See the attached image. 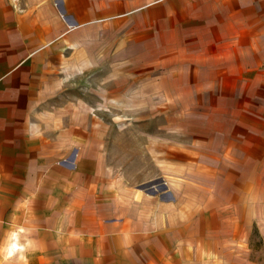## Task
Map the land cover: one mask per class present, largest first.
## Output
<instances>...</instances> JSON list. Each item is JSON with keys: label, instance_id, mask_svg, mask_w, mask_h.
Masks as SVG:
<instances>
[{"label": "crops", "instance_id": "crops-1", "mask_svg": "<svg viewBox=\"0 0 264 264\" xmlns=\"http://www.w3.org/2000/svg\"><path fill=\"white\" fill-rule=\"evenodd\" d=\"M253 21L264 24V0H0V264L237 262L253 222L264 227V160L250 153L264 130L174 144L170 122L162 133L120 131L93 118L76 89L106 70L119 99V70L136 69L119 68V54L155 65L162 53L130 52L126 26L163 33L175 66L187 55L220 66L235 54L236 28L251 38ZM165 71L134 81L143 100L172 101Z\"/></svg>", "mask_w": 264, "mask_h": 264}, {"label": "rangeland", "instance_id": "rangeland-1", "mask_svg": "<svg viewBox=\"0 0 264 264\" xmlns=\"http://www.w3.org/2000/svg\"><path fill=\"white\" fill-rule=\"evenodd\" d=\"M256 17L258 16L252 15L253 20ZM263 28L264 24L253 21L251 38H247L243 35H248V30L237 27L235 54L221 55L220 66H197L196 63L192 64V56L188 55L185 59L188 60L187 66H175L176 56L169 55L170 46L165 48V43H169L170 39L159 37L163 33L156 31L157 37L153 38L155 32L149 28L148 23H139L133 27L126 26L129 46L137 43L130 46V52L142 47L162 53L153 58L156 59L155 65L149 62L146 56L140 57L141 55L135 54V61H132V54H119V68L136 66L131 73L119 70V85L124 84L119 88V99L110 87L114 80L111 77L112 73L106 70H93L92 76H89L91 78H87L85 82L89 85V90H82L84 79L80 80L78 84L82 87L76 89L77 93L86 95V100L90 101L88 110L93 118L106 125L119 127L120 131L130 127H148L156 128L158 133H162L159 128L168 126L170 122L174 144L182 140L190 145L194 137L198 134L202 135V132L218 136L221 145L231 142L229 139L235 134H246V138L249 139L251 129L264 130V45L258 39L264 31ZM164 57H167L166 64L159 62V59ZM225 59H228L226 63ZM115 64L116 62H111L110 59L107 66H116ZM138 66H156V68L155 71L146 74V72L139 73ZM166 69L170 70L169 74L171 73L172 101H162L157 95L154 103L147 99L143 100L142 94L138 93L139 88L134 87V81L147 78L161 81L162 76L168 73ZM183 93H187V96H183ZM139 112L151 114L152 117L139 118L137 117ZM164 115L166 117H163ZM256 136L253 133V137ZM233 143L232 140L231 144ZM262 147L264 145L252 146L250 153L253 158L264 160ZM175 148L179 152V147ZM260 179L264 180V176ZM254 188H256L255 183H253ZM254 201L260 203L259 199ZM260 223L264 225V221ZM258 227L259 223L253 222L249 248L247 245L239 248V259L233 264H264V227L261 229ZM259 230L262 231V236Z\"/></svg>", "mask_w": 264, "mask_h": 264}]
</instances>
